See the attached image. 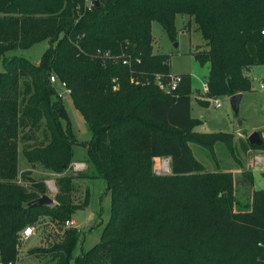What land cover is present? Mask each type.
I'll return each mask as SVG.
<instances>
[{
  "label": "trees",
  "instance_id": "16d2710c",
  "mask_svg": "<svg viewBox=\"0 0 264 264\" xmlns=\"http://www.w3.org/2000/svg\"><path fill=\"white\" fill-rule=\"evenodd\" d=\"M86 1L0 0V258L16 260L19 232L39 216L62 222L86 206L87 189L81 204L72 196L83 177L103 179L109 194L98 241L73 255L78 234L66 228L29 254L54 264H264V188L241 202L231 171L206 170L193 156L189 143L212 153L220 141L236 158L232 134L194 130L189 74L173 94L158 87L153 76L170 72L169 59L153 51L150 33L157 22L173 37L176 16L187 15L205 43L194 54L209 68L205 94L246 92L244 72L264 65V0ZM44 39L37 63L5 55ZM50 74L89 132L84 174H66L74 137ZM19 141L30 169L56 174L49 208L26 205L45 185L17 170ZM155 158H167L170 172L156 173Z\"/></svg>",
  "mask_w": 264,
  "mask_h": 264
},
{
  "label": "rangeland",
  "instance_id": "374dc122",
  "mask_svg": "<svg viewBox=\"0 0 264 264\" xmlns=\"http://www.w3.org/2000/svg\"><path fill=\"white\" fill-rule=\"evenodd\" d=\"M175 29L174 36L170 37L159 23L151 22L150 33L153 37V41H151L153 51L168 57L171 73L190 75L191 115L203 122L196 130L232 134L231 142H234L236 158L232 157L227 150L226 142H216L212 153L208 148L196 143H189L190 150L193 156L203 163L206 170L231 171L235 180L236 196L241 202H245L252 189L264 188V158L261 159V162L255 160L257 156H264V149L248 146L247 142L248 136L253 131H258L264 142V87H260V83L264 86V65H252L244 72L250 80L251 89L244 93L239 104L238 114H235L231 109L229 96H216L220 99L221 106L214 107L207 99L214 96L206 95L202 91L203 82H207L208 65H201L194 56L196 51H202L205 47L204 40L197 31L196 25L189 20L187 15L178 14L176 16ZM48 45V40L44 39L28 48L8 51L5 55L20 56L32 63H37L41 53ZM55 88L61 93V103L66 112L69 129L74 137L71 160L87 164L83 144L89 139V132L79 112L73 106L70 96L62 91V87L56 85ZM21 147L22 142L19 141L17 153V170L19 172L26 171L23 169L30 166L21 154ZM164 159L158 158L154 163V169L161 173H169V160L167 159L166 163ZM164 162L168 169L161 168L162 165L164 166ZM69 167L66 174H84L86 169L84 166L81 170L73 171L72 163ZM31 168L30 176L36 180H43L45 194L53 199L56 174L46 172L37 166ZM244 171L251 175V179L244 174ZM74 182L76 186L72 196L75 203H82L86 189L89 194L86 206L77 208L71 215L70 220H73L74 224L66 225L65 220L55 222L46 216H39L34 222L26 225L31 227L33 234L26 239L17 238L16 264H54L49 260L48 255L29 254L28 250L33 247L46 248L53 242H57L62 230L66 228H72L78 234V243L73 255H77L80 249H88L98 241L109 214V194L105 191V181L101 178L82 177L74 179Z\"/></svg>",
  "mask_w": 264,
  "mask_h": 264
},
{
  "label": "built area",
  "instance_id": "2783aa9c",
  "mask_svg": "<svg viewBox=\"0 0 264 264\" xmlns=\"http://www.w3.org/2000/svg\"><path fill=\"white\" fill-rule=\"evenodd\" d=\"M85 6H86V8L89 9L90 6H91V2L87 0L85 2ZM96 53H97V55L99 57H101L103 59H107V58L109 59L111 57L107 51H103L102 52V51L96 50ZM120 62L123 65H128L129 64V60L126 59V58L120 59ZM153 80L158 85V87L161 90H163L165 93L173 94L177 90V88L179 87V85H180V83L182 81V76H181V74H173L171 72H169L167 75H164L162 73H156L153 76ZM48 81H49L50 84H55V85H58V86L62 87V89H63L62 91L64 93H67V94L69 93V90L65 87L64 83L63 82H59L53 74L49 75ZM260 87L263 88L264 87L263 84L260 83ZM202 89H203L202 91L204 93L207 92L208 85H207L206 81L203 82ZM55 92H56V96L61 98V93L56 91V88H55ZM207 99H208L209 102H211V104L214 107H220L221 106L220 99L217 98L216 96L211 97V98H207ZM262 158H264V156H257V157H255V160L261 162ZM164 160L167 163V159H164ZM71 168L73 169V171H78V170L83 169L84 165L82 163H80V162H73ZM161 168L164 169V166L162 165ZM158 172L161 173L160 171H158ZM65 223H66V225H68V224L73 225L74 224V222L72 220H65ZM32 234H33V232H32L31 227L25 226L19 232L18 238L26 239L27 237L31 236ZM0 264H16V262L15 261L5 262V261H3L0 258Z\"/></svg>",
  "mask_w": 264,
  "mask_h": 264
},
{
  "label": "water",
  "instance_id": "95a60500",
  "mask_svg": "<svg viewBox=\"0 0 264 264\" xmlns=\"http://www.w3.org/2000/svg\"><path fill=\"white\" fill-rule=\"evenodd\" d=\"M94 4H96V1H93ZM229 104L231 106V109L235 114H238L239 112V104L242 99V93H236L233 95H230L229 97ZM240 123V121H239ZM248 142L249 144H255L258 146L264 145L263 140L259 134L258 131H253L249 136H248ZM53 204V199L47 196L45 193H43L41 196L30 200L27 202V206L29 207H51Z\"/></svg>",
  "mask_w": 264,
  "mask_h": 264
},
{
  "label": "crops",
  "instance_id": "0c3cea01",
  "mask_svg": "<svg viewBox=\"0 0 264 264\" xmlns=\"http://www.w3.org/2000/svg\"><path fill=\"white\" fill-rule=\"evenodd\" d=\"M208 69H209V68H208ZM55 87H56V85H55ZM244 93H245V92H242V97H243ZM191 116H192V115H191ZM192 117H193V116H192ZM202 123H203V122L201 121V124L197 125V126L194 128V130L197 131V132H202V131H198V130H196L200 125H202ZM214 132H216V131H214ZM157 159H158V158H155V159H154V162H155V163H156ZM73 162H74V161H72V163H73ZM75 162H77V161H75ZM80 163H82L84 166H86V163H85V162H80ZM23 170H29V171H31L32 169H30V167H29V168L26 167V168L23 169ZM154 171H155L156 173H159V172H158L159 170H157V169H154ZM49 173H50V172H49ZM52 174H53V173H52ZM72 221H73V220H72Z\"/></svg>",
  "mask_w": 264,
  "mask_h": 264
},
{
  "label": "bare ground",
  "instance_id": "6f19581e",
  "mask_svg": "<svg viewBox=\"0 0 264 264\" xmlns=\"http://www.w3.org/2000/svg\"><path fill=\"white\" fill-rule=\"evenodd\" d=\"M166 166H167V165H166V163L164 162V167H165L164 169H166V168H167ZM167 169H168V168H167Z\"/></svg>",
  "mask_w": 264,
  "mask_h": 264
}]
</instances>
